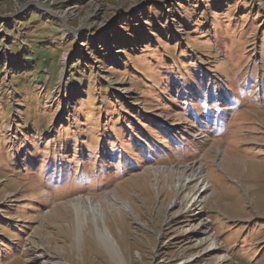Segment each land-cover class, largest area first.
Listing matches in <instances>:
<instances>
[{
  "label": "rangeland",
  "instance_id": "1",
  "mask_svg": "<svg viewBox=\"0 0 264 264\" xmlns=\"http://www.w3.org/2000/svg\"><path fill=\"white\" fill-rule=\"evenodd\" d=\"M0 264H264V0H0Z\"/></svg>",
  "mask_w": 264,
  "mask_h": 264
},
{
  "label": "bare ground",
  "instance_id": "2",
  "mask_svg": "<svg viewBox=\"0 0 264 264\" xmlns=\"http://www.w3.org/2000/svg\"><path fill=\"white\" fill-rule=\"evenodd\" d=\"M39 6H42V5L39 4ZM201 173H202V171H201L200 167H198V166L196 167L194 165L184 166L182 168H178V178L179 179L183 178V181H187V182L192 181L195 177H197L199 179L201 177ZM203 180H201L202 182L200 183L199 187L192 191L190 198L187 202L188 204H190L193 201H197L199 199V195L201 193H203L205 191V189L209 186L208 182L203 181ZM109 196H110V199H112V201H114L115 203H119V205H121L122 208H125V209L127 208L126 204H124L122 202H117V200L114 199L112 195H109ZM85 205L87 206L88 211L92 210L93 208H97V210L100 209L98 203L97 202L94 203L93 200H91V198L85 199ZM206 229H207L206 225L202 224V227H201L202 234L203 233L206 234ZM98 237H99V239H101L103 241V243L109 244L108 243V237L106 234H103L101 231H98ZM201 240H202L201 243H204V244L208 243V246H210L209 250L218 248L217 243L215 242V240L212 237H210V238L204 237Z\"/></svg>",
  "mask_w": 264,
  "mask_h": 264
},
{
  "label": "trees",
  "instance_id": "3",
  "mask_svg": "<svg viewBox=\"0 0 264 264\" xmlns=\"http://www.w3.org/2000/svg\"><path fill=\"white\" fill-rule=\"evenodd\" d=\"M44 64H46V62H45V61H43V65H44Z\"/></svg>",
  "mask_w": 264,
  "mask_h": 264
}]
</instances>
